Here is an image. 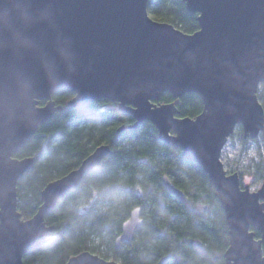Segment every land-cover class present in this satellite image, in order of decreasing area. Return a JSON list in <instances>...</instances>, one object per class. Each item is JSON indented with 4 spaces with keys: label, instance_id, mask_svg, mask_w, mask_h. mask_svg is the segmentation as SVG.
Instances as JSON below:
<instances>
[{
    "label": "water",
    "instance_id": "1",
    "mask_svg": "<svg viewBox=\"0 0 264 264\" xmlns=\"http://www.w3.org/2000/svg\"><path fill=\"white\" fill-rule=\"evenodd\" d=\"M181 1L196 13L193 33L152 18L148 0H0V264H22L27 252L51 239L54 227L45 216L109 152L106 144L96 146L43 187L30 218L21 217L16 184L34 157L15 155L60 109L52 97L59 90L73 93L67 106L116 102L133 117L118 131L153 124L159 140L206 174L227 225L224 264H264V180L256 190L241 186L220 158L236 126L250 139L264 128L256 95L264 83V0ZM189 92L202 101L194 118L177 116L173 102H154L163 93ZM162 182L186 201L166 176ZM142 224L141 207L134 206L114 247L131 244ZM191 243L205 252L201 240ZM65 264L121 263L84 250Z\"/></svg>",
    "mask_w": 264,
    "mask_h": 264
},
{
    "label": "trees",
    "instance_id": "2",
    "mask_svg": "<svg viewBox=\"0 0 264 264\" xmlns=\"http://www.w3.org/2000/svg\"><path fill=\"white\" fill-rule=\"evenodd\" d=\"M146 8L152 18L172 23L185 33L198 29L196 13H190L181 0H148ZM72 95L68 90L52 95L60 109L15 155L34 157L33 167L16 184L21 217L30 218L41 204L43 187L76 168L96 146L106 144L109 152L48 212L45 222L54 227L51 239L27 252L22 264H65L84 250L121 264H154L166 255L169 259L165 264H224L227 225L200 165L183 159L180 149L159 140L156 128L148 121L133 130L118 131L122 124L133 123V117L120 111L116 102L100 99L67 106ZM256 95L264 109V83L259 84ZM154 102H173L179 117L194 118L202 110V101L194 92L180 98L163 93ZM230 139L238 143L239 157L223 163L225 170L237 172L241 186L245 175L251 176L252 183L262 182L264 128L250 139L244 138L237 126ZM252 146L253 155L248 156ZM163 176L184 192L186 201L168 191ZM137 205L141 207L142 226L131 244L115 248L121 224ZM255 236L259 237L256 230ZM192 239L201 240L204 253Z\"/></svg>",
    "mask_w": 264,
    "mask_h": 264
},
{
    "label": "rangeland",
    "instance_id": "3",
    "mask_svg": "<svg viewBox=\"0 0 264 264\" xmlns=\"http://www.w3.org/2000/svg\"><path fill=\"white\" fill-rule=\"evenodd\" d=\"M238 147H239L238 143L233 144L231 139H230V136H229L226 143L224 144L222 151H221V154H220V158H221L222 163L225 164L228 159L232 160L233 158L239 157ZM253 149H254V146H252V148L250 149L248 156L253 155ZM240 158L244 159L245 156H240ZM224 169H225V166H224ZM243 183L247 184L249 186L250 190H256L261 185V181H259L257 183H252V178H251V176H248V175L243 176ZM108 259H111V258H108Z\"/></svg>",
    "mask_w": 264,
    "mask_h": 264
},
{
    "label": "flooded vegetation",
    "instance_id": "4",
    "mask_svg": "<svg viewBox=\"0 0 264 264\" xmlns=\"http://www.w3.org/2000/svg\"><path fill=\"white\" fill-rule=\"evenodd\" d=\"M120 246V245H119Z\"/></svg>",
    "mask_w": 264,
    "mask_h": 264
}]
</instances>
